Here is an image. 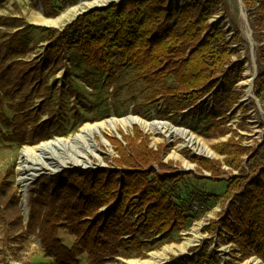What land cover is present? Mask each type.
<instances>
[{"label": "trees", "instance_id": "trees-1", "mask_svg": "<svg viewBox=\"0 0 264 264\" xmlns=\"http://www.w3.org/2000/svg\"><path fill=\"white\" fill-rule=\"evenodd\" d=\"M37 1L46 18L57 17L67 6L66 0ZM78 1L69 0L73 5ZM241 1L251 22L259 65L253 93L264 105V0ZM221 8H226L225 0H183L174 8L169 0H122L78 15L61 31L35 28L21 18L2 19L14 26L0 38V107L9 100L14 111L10 119L0 113L9 130L7 141L34 146L59 136L50 120L42 121L33 108L31 95L48 102L52 88L44 72L55 75L71 58L110 83L123 70L133 69V80L145 89V102L157 107L162 103L166 116L196 115L195 125H201L198 135L205 140L230 135L211 145L220 159L193 156L190 161L196 170L188 173L165 162L166 146L149 147V137L137 128L122 141L108 138L118 155L112 165L88 172L66 170L56 183L41 177L29 194L26 224L17 190L4 180L0 220L16 232L8 242L37 237L45 255L53 259L50 264H80L81 256L86 264L146 259L162 247L157 237L185 225L193 200L205 204L194 190L198 182H225L222 198L227 208L206 230L212 236H229L242 260L255 256L264 264V137L255 148L244 145L245 139L227 125L240 99L236 89L244 70L232 60L236 51L231 44L241 41L239 30L228 38L225 27L211 22ZM34 29L47 45L28 60L37 45L31 37ZM210 92L213 108L205 112L198 104L197 110V102ZM191 129L198 131L196 126ZM203 171L210 176L198 175ZM215 197L209 194L208 201ZM63 231L74 238L70 247L60 240ZM215 255L203 247L194 258L183 256L165 264H218Z\"/></svg>", "mask_w": 264, "mask_h": 264}, {"label": "rangeland", "instance_id": "rangeland-1", "mask_svg": "<svg viewBox=\"0 0 264 264\" xmlns=\"http://www.w3.org/2000/svg\"><path fill=\"white\" fill-rule=\"evenodd\" d=\"M82 1L85 0H80L73 5L69 0H66L67 6L58 16L68 8L76 6ZM182 2L183 0H169L171 8L181 7ZM225 2L226 8H221L220 12L213 17L211 22L214 24L216 22L220 23L221 26L225 27L226 31H229L228 38L233 36L236 28L239 30L241 41L238 43L232 41L231 44V48L236 51L232 56V60L234 62L239 61L244 70L243 80L236 89L240 94V99L235 105V108L230 112L227 125L231 126V129L236 130L238 134L245 139L243 142L244 145H250L255 148L261 144L264 137V105L259 103L253 93L254 79L259 69L255 50L256 45L252 38L251 22L242 1L225 0ZM241 11L244 13V19L241 18ZM41 15L45 19H55L58 17L46 18L37 0H2L0 3V38L4 34L14 30L13 23L11 21L3 22L2 19L4 18H21L25 23L35 28L42 27L58 31L63 30V28L75 18L65 20L60 26L54 28L43 27L41 25L43 18ZM31 37L37 41V45L35 51L27 56L28 60L38 57L42 53L43 46L47 45L38 30H32ZM85 68L86 66L80 61L73 58L68 59L65 63V68H60L55 75L44 72V76L48 77L47 84L52 88L51 98L48 102L35 100V94L31 95V98H33V108L39 110L42 121L50 120V123L56 128H52V130H57L59 133V136H52L48 141L57 138L67 139L73 137L79 134L80 129L85 124L100 123L111 118L124 119L127 117H136L146 123H152L154 121L167 122L173 127L181 128L197 138L207 151L201 153L196 151L198 148L197 145L193 148L181 147L183 140L180 137H167L159 130H151L150 128L144 130L139 124L127 126L117 124L116 130L106 128L101 134L94 136L93 143H95L96 149L93 155L89 154L90 151L88 149L85 150L86 147L84 148L82 144L76 145L74 148L60 149L57 153L59 158H57V160L67 164L60 167L54 175H49L53 172L52 170L42 171L41 173L43 174H39L35 181L29 185L26 198H23L17 184L19 154L22 148L33 146H17L7 141L8 136H10L8 134L9 130H7L0 121V182L4 180L12 182L13 189L17 190V195L19 196L18 208L21 212L23 224H26L28 221V200L30 191L34 190L35 185L41 177L56 183L59 180V175L66 170L88 172L93 170L95 166H102L105 168L108 164L112 165V159L118 155L114 147L108 141V138H116L122 141V136H131L133 134V129L137 128L141 134L149 137V147L156 149L157 146L162 144L166 146L165 162H172L177 167L178 171L188 173L195 172L196 170V164L190 161L193 156L220 159L211 150V145L217 142H223L230 137V135H228L218 140H205L198 135V132L201 130V125H195L196 115H190L191 113L188 112L186 115L179 114L176 117L172 116V114L166 116L162 111L164 109L162 103L157 107L145 102V89L141 83H137L133 80V75L135 73L133 69L123 70L116 76L115 80L110 83L105 77L100 76L95 73V71L86 70ZM246 72L252 75L253 80H251L250 83H245ZM216 88H218V86ZM211 92L207 94L210 95L207 99H212ZM208 103L210 104V100ZM203 106H206L205 101L202 102V106L200 105L199 107L204 110ZM199 107L197 102V110ZM194 110L196 109L192 111ZM0 113L1 115L4 114L8 119L12 118L14 114L12 102L5 100L0 107ZM196 113L197 112H195V114ZM192 126H196L198 131H193L191 129ZM103 141L105 143H103ZM81 156H87L88 160L93 165L81 167L79 164L73 163V161L81 159ZM57 160H50L52 162L51 166H55ZM99 160H101V163H99ZM48 162L49 160H47V163ZM187 165L191 166L192 169H187ZM198 175L210 176V174L205 171L202 173L198 172ZM224 188L225 182H198L194 190L197 191L198 198L202 196L205 204L198 202L197 199L196 201L193 200L192 204L197 208H194L187 215L188 219L185 225L178 230V232L169 236L164 238L160 236L157 237L158 241L162 240L163 245L160 249L149 252L146 259L125 260L123 258H118L117 264H134V262L149 260L152 253H159L164 248H170L171 252L163 261L158 263L165 264L172 259H180L183 256L194 258L203 247H207L212 256L216 257L215 254H217L218 264H263L261 260L255 256L242 260L238 246L230 240L229 236L226 234H223L222 238L218 235L212 236L206 230V226H208L209 222L211 220H218L227 208V202L222 198ZM209 194H214L216 200H212L211 198L213 197H211V201H208ZM8 197L9 195L4 199V202ZM2 205L3 204H1V206ZM104 210L105 209L102 211ZM11 216L12 215H9V218L5 216L7 225ZM8 226L0 220V264H50L53 261L51 257L45 255L39 239L35 236H27L28 240L22 243L14 241L8 242V240L11 239V235L13 236L16 233L15 230ZM196 229H198L197 234L194 232ZM195 235L199 236L198 241L185 247L184 244L188 241H193ZM60 240L63 245L70 247L74 238L63 231L60 232ZM85 259V256L79 257L80 264H86Z\"/></svg>", "mask_w": 264, "mask_h": 264}, {"label": "bare ground", "instance_id": "bare-ground-1", "mask_svg": "<svg viewBox=\"0 0 264 264\" xmlns=\"http://www.w3.org/2000/svg\"><path fill=\"white\" fill-rule=\"evenodd\" d=\"M120 0H85L77 4L76 6L68 8L65 12H63L60 16L55 19H45L42 15V23L41 25H45L48 27L57 28L60 26L63 21L74 18L80 12L88 10L93 7H100L107 5L112 2H118ZM241 18L244 19V13L241 11ZM253 80L252 75L249 72L245 74V83H250ZM249 96V95H248ZM117 124L122 125H133L139 124L144 130L150 128L151 130H159L167 137L178 136L183 140V144L181 147H190L198 146L196 151L205 152L207 151L204 146L199 142L197 138L193 135L189 134L187 131L176 128L170 125L167 122H158L154 121L152 123H146L139 118L136 117H127L124 119H115L111 118L109 120L94 123V124H85L81 129L79 134L67 138V139H54L48 142L41 143L37 146L33 147H24L21 149L19 154V161L17 165V173L18 179L17 184L23 198H26V192L28 190L29 185H31L35 179L39 176V174L44 170H52L57 171L60 167L65 166V162L58 161L57 153L60 149H69L74 148L76 145H83V147L90 151L89 154L93 155L94 150L96 149L94 141V136L99 135L105 130L109 128L111 130L117 129ZM103 143H105L103 141ZM94 147V149H93ZM81 159H77L73 161L75 164H79L81 167L92 166L93 164L88 160L87 156H81ZM56 159V167L51 166L52 162L50 160ZM59 159V158H58ZM47 160L49 162L47 163ZM101 163V160H99ZM187 169H192L191 166L187 165ZM196 234L198 229L194 231ZM199 239L198 235H195L193 241H188L184 244L185 247L189 246L191 243L197 242ZM171 252L170 248H164L161 252H155L150 255L149 260L134 262V264H158L163 261L166 256Z\"/></svg>", "mask_w": 264, "mask_h": 264}, {"label": "water", "instance_id": "water-1", "mask_svg": "<svg viewBox=\"0 0 264 264\" xmlns=\"http://www.w3.org/2000/svg\"><path fill=\"white\" fill-rule=\"evenodd\" d=\"M122 0H120V1H118V2H112V3H116V4H118L119 2H121ZM112 3H109V4H107V5H104V6H100V7H93V8H90V9H88V10H85V11H83V12H80L79 14H77L76 16H75V18L78 16V15H81V14H83V13H85V12H88V11H90V10H93V9H97V8H101V7H106V6H108V5H111ZM74 18V19H75ZM73 19V20H74ZM43 27H48V26H45V25H42ZM64 27V26H63ZM256 77V76H255ZM99 168H103L102 166H95L94 168H93V170H96V169H99ZM66 169V168H65ZM72 169H75V168H72ZM76 170H77V168H76ZM79 170V169H78ZM83 170H85V169H83ZM62 171V170H61ZM190 171V170H189ZM193 171V170H192ZM57 173V171H53L51 174H49V175H54V174H56ZM41 174H43V173H40V175Z\"/></svg>", "mask_w": 264, "mask_h": 264}, {"label": "built area", "instance_id": "built-area-1", "mask_svg": "<svg viewBox=\"0 0 264 264\" xmlns=\"http://www.w3.org/2000/svg\"><path fill=\"white\" fill-rule=\"evenodd\" d=\"M209 96H210V95L205 96L202 100H200V101L198 102L199 106H200V105L202 106V102H204V101L206 102V106H203L205 112H208V111H210V110L213 108V104H212L211 99H210V98L207 99ZM205 99H207V100H205ZM209 100H210V104L208 103ZM229 114H230V113H229ZM233 174L236 175V172H234ZM193 208L196 209L197 207H196V206H193Z\"/></svg>", "mask_w": 264, "mask_h": 264}]
</instances>
